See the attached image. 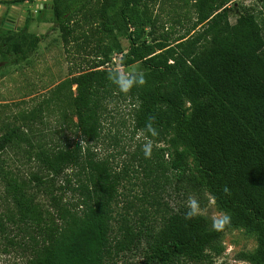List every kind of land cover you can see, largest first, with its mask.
Listing matches in <instances>:
<instances>
[{"label": "trees", "instance_id": "16d2710c", "mask_svg": "<svg viewBox=\"0 0 264 264\" xmlns=\"http://www.w3.org/2000/svg\"><path fill=\"white\" fill-rule=\"evenodd\" d=\"M27 1L32 0L0 3ZM93 1L51 0L54 23L65 33ZM118 1V9L101 22V31L110 37L111 51L122 52L119 38L128 42L121 64L137 65L135 73L142 72L146 83L122 93L108 79L117 71L98 69L102 65L61 83L76 87L70 105L78 133L88 145L100 139L107 103L122 99L132 107L134 131L164 145L168 170L179 182L207 190L230 221L211 227L200 215L186 219L188 209L166 213L157 228L123 218L120 238L111 243L110 221L123 177L81 143L42 147L34 157L46 175L40 182L49 189L48 222L24 183L12 181L8 192L17 213L7 218L31 223L39 234L31 237V264H105L141 246L142 264L199 262L219 254L221 237L236 228L253 232L257 240L256 248L241 258L264 264V19L259 23L247 7L230 23L227 0H197L200 29L194 35L174 45L147 44L140 41L144 24L137 11L143 0ZM39 41L27 32L0 30V60L18 65ZM149 123L155 136L146 127ZM15 139H22L18 129L2 136L0 151ZM60 178L73 198L66 199L68 189L56 183Z\"/></svg>", "mask_w": 264, "mask_h": 264}, {"label": "rangeland", "instance_id": "374dc122", "mask_svg": "<svg viewBox=\"0 0 264 264\" xmlns=\"http://www.w3.org/2000/svg\"><path fill=\"white\" fill-rule=\"evenodd\" d=\"M50 2L0 3V30L23 31L40 39L36 50L18 65L0 60V139L13 129H18L22 136L0 151V264H31L34 255L31 237L39 238L31 223L24 225L18 223L17 217H13L14 221L7 218L17 213L8 193L12 181L27 186V194L33 197L44 221L48 222L52 216L49 189L40 182L46 175L34 157L42 147L81 143L123 177L110 221L111 243L120 238L118 228L123 218L141 220L157 228L166 213L188 209L190 198L200 205L198 215L214 227L222 213L227 215L225 209L207 190L177 180L167 168L170 157L162 151L164 145L134 131L132 107L127 102L113 99L107 103L100 139L89 145L83 142L75 127L76 117L70 103L76 87L60 86L61 83L94 65H102L100 70L138 71L137 65L121 64L128 42L119 38L122 52L111 51L110 37L100 28L104 18L118 9L119 1H93L75 17L65 33L54 23ZM226 3L230 23L247 7L259 23L263 22L264 1L227 0ZM196 4L197 0H143L137 10L139 22L144 24L140 41L174 45L176 40L194 35L200 29ZM148 141L153 145L152 154L145 158L142 148ZM189 164L196 168L193 159H189ZM56 183L68 189L66 199L73 198L63 178ZM219 245V254L185 264H249L241 254L253 251L257 240L253 232L236 228L225 232ZM144 257V246H141L113 256L105 264H142Z\"/></svg>", "mask_w": 264, "mask_h": 264}, {"label": "clouds", "instance_id": "9594fccd", "mask_svg": "<svg viewBox=\"0 0 264 264\" xmlns=\"http://www.w3.org/2000/svg\"><path fill=\"white\" fill-rule=\"evenodd\" d=\"M108 79L120 90L122 93L130 92L134 87L143 86L146 83L144 74L141 73H124V72H115L109 73ZM148 131L155 136L157 133L155 129L152 127L151 123L147 126ZM152 143L148 141L143 145L142 151L144 153L145 158H149L152 154ZM188 211L186 213V219H191L198 215L201 211L200 205L198 201L194 198H190L188 201ZM230 221V217L226 214H221V219L218 221L220 226L228 224ZM215 226V225H214Z\"/></svg>", "mask_w": 264, "mask_h": 264}, {"label": "water", "instance_id": "95a60500", "mask_svg": "<svg viewBox=\"0 0 264 264\" xmlns=\"http://www.w3.org/2000/svg\"><path fill=\"white\" fill-rule=\"evenodd\" d=\"M13 1H17V0H0V2H13Z\"/></svg>", "mask_w": 264, "mask_h": 264}, {"label": "built area", "instance_id": "2783aa9c", "mask_svg": "<svg viewBox=\"0 0 264 264\" xmlns=\"http://www.w3.org/2000/svg\"><path fill=\"white\" fill-rule=\"evenodd\" d=\"M41 9H43V7H42V5H41V7H40Z\"/></svg>", "mask_w": 264, "mask_h": 264}]
</instances>
